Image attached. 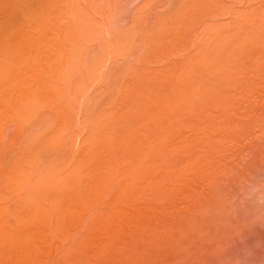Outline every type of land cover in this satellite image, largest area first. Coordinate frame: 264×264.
Instances as JSON below:
<instances>
[{"label":"rangeland","instance_id":"374dc122","mask_svg":"<svg viewBox=\"0 0 264 264\" xmlns=\"http://www.w3.org/2000/svg\"><path fill=\"white\" fill-rule=\"evenodd\" d=\"M0 50V264H264V0H0Z\"/></svg>","mask_w":264,"mask_h":264},{"label":"bare ground","instance_id":"6f19581e","mask_svg":"<svg viewBox=\"0 0 264 264\" xmlns=\"http://www.w3.org/2000/svg\"><path fill=\"white\" fill-rule=\"evenodd\" d=\"M80 42H81V39H80ZM85 42H86V41H85ZM83 44H84V43H83ZM80 47H81V46H80ZM72 49H73V48H72ZM0 51H1V50H0ZM32 51H33V50H32ZM98 52H99V51H98ZM1 53H2V52H1ZM15 53H16V51H15ZM23 53H24V52H23ZM26 53H28V52H26ZM73 53H74V52H73ZM76 53H77V51H76ZM17 54H18V53H17ZM24 55H25V54H24ZM6 56H7V55H6ZM9 56H10V55H9ZM21 56H22V55H21ZM11 57H13V56H11ZM13 58H14V57H13ZM23 58H24V56H23ZM70 58H71V57H70ZM74 58H75V57H74ZM97 58H98V57H97ZM97 58H96V59H97ZM72 59H73V58H72ZM75 59H76V58H75ZM100 59H101V58H100ZM100 59H99V60H100ZM35 60H36V59H35ZM37 60H38V59H37ZM99 60L97 59V61H99ZM80 61H81V60H80ZM35 62H36V61H35ZM74 62H75V61H74ZM35 64H36V63H35ZM71 64H72V62H71ZM74 64H75V63H74ZM79 65H80V64H79ZM36 66H37V64H36ZM94 66H95V65H94ZM69 67H70V66H69ZM79 67H80V66H79ZM72 68H73V67H72ZM74 69H75V67H74ZM0 70H1V69H0ZM77 70H78V68H77ZM3 71H4V70H3ZM9 71H11V70H9ZM84 72H85V71H84ZM29 73H30V71H29ZM73 73H74V72H73ZM1 74H2V72H1ZM29 76H30V75H29ZM80 76H81V75H80ZM75 77H76V76H75ZM78 77H79V76H78ZM78 77H77V78H78ZM83 78H84V76H83ZM34 81H35V80H34ZM85 81H86V80H85ZM35 82H36V81H35ZM43 82H44V81H43ZM74 82H75V80H74ZM77 82H78V81H77ZM65 83L67 84L66 81H65ZM75 83H76V82H75ZM83 83H84V82H83ZM49 84H50V83H49ZM61 85H62V84H61ZM64 85H65V84H64ZM49 87H50V86H49ZM62 87H65V86H62ZM67 87H68V86H67ZM60 88H61V87H60ZM69 88H70V87H69ZM38 89H39V88H38ZM43 90H44V89H43ZM61 90H62V89H61ZM61 90H60V91H61ZM63 90H64V89H63ZM63 90H62V91H63ZM74 90H75V89H74ZM60 91H59V92H60ZM33 92H34V91H33ZM65 93H66V91H65ZM74 93H75V92H74ZM24 94H25V93H24ZM72 94H73V93H72ZM91 94H92V93H91ZM39 95L41 96V94H39ZM39 95H38V96H39ZM44 95H45V94H44ZM47 95H50V94H47ZM61 95H62V94H61ZM64 95H65V94H64ZM67 95H68V94H67ZM25 96H26V95H25ZM30 96H31V95H30ZM35 96H36V95H35ZM38 96H37V98H38ZM70 96H71V95H70ZM44 97H45V96H44ZM44 97H43V99H44ZM46 97H47V96H46ZM46 97H45V98H46ZM58 97H59V96H58ZM66 97H67V96H66ZM66 97H65V98H66ZM71 97H72V96H71ZM31 98H32V96H31ZM35 98H36V97H35ZM27 99H29V98H27ZM46 99H47V98H46ZM49 99H51L50 96H49ZM58 99H59V98H58ZM63 99H64V98H63ZM15 100H16V99H15ZM23 100H24V99H23ZM32 100H33V99H32ZM19 101H20V100H19ZM40 101H41V100H40ZM44 101H45V100H44ZM16 102H17V101H16ZM49 102H50V101H49ZM26 103H27V102H26ZM30 103H31V102H30ZM52 103H53V102H52ZM47 104H48V103H47ZM20 105H21V104H20ZM38 105H39V104H38ZM41 105H42V104H41ZM45 105H46V104H45ZM49 105H50V104H49ZM22 106H23V105H22ZM32 106H33V105H32ZM40 107H41V106H40ZM19 108H20V106H19ZM22 108H23V107H22ZM35 108H36V107H35ZM17 109H18V107H17ZM82 110H83V109H82ZM23 111H24V110H23ZM30 111H31V110H30ZM28 112H29V111H28ZM34 112H35V111H34ZM43 112H45V110H44ZM43 112H42V113H43ZM32 113H33V112H32ZM57 113H58V112H57ZM20 114H21V112H20ZM24 114H25V112H24ZM26 115H27V114H26ZM35 115H37V114H35ZM58 115H59V114H58ZM64 115H65V114H64ZM69 115H70V114H69ZM42 116H43V114H42ZM70 116H71V115H70ZM27 117H28V116H27ZM33 117H34V115H33ZM35 117H36V116H35ZM35 117H34V119H35ZM62 117H63V116H61V118H62ZM66 117H69L68 114H67ZM28 118H30V117H28ZM31 118H32V117H31ZM37 118H38V116H37ZM59 118H60V117H59ZM38 119H39V118H38ZM41 119H42V118H41ZM60 120H61V119H60ZM35 121H36V120H35ZM40 121H41V120H40ZM62 121H63V119H62ZM58 122H59V121H58ZM41 123H43V121H42ZM56 123H57V122H56ZM59 123H60V122H59ZM29 124H30V122H29ZM34 124H35V122H34ZM38 124H39V123H38ZM57 125H58V124H57ZM62 125H63V124H62ZM25 126H26V125H25ZM55 126H56V125H55ZM60 126H61V125H60ZM64 126H65V125H64ZM53 127H54V126H53ZM56 128L58 129V127H56ZM60 128H61V127H60ZM65 128H66V127H65ZM46 130H47V129H46ZM87 130H88V129H87ZM53 131L55 132L56 130L53 129ZM43 132H44V131H43ZM43 132H42V133H43ZM50 132H51V131H50ZM38 135H40V134H38ZM54 136H55V134H54ZM47 137H48V136H47ZM56 137H57V136H56ZM30 138H31V137H30ZM43 138L45 139L44 136H43ZM53 138L55 139V137H53ZM44 139H43V140H44ZM35 140H36V138H35ZM38 140H39V139H38ZM33 141H34V140H33ZM36 141H37V140H36ZM41 141H42V140H41ZM51 141H53V140L51 139ZM30 142H31V141H30ZM57 142H59V141H57ZM27 143H28V141H27ZM53 143H54V142H53ZM25 145H26V144H25ZM30 145H31V144H30ZM38 145H40V144H38ZM26 146H27V145H26ZM33 146H34V145H33ZM41 146H42V144H41ZM28 147H29V146H28ZM40 148H41V147H40ZM51 148H53V147H51ZM22 149L25 150V148H22ZM31 149H33V148H31ZM31 149H30V150H31ZM44 149H45V148H44ZM55 149H56V148H55ZM27 150H28V149H27ZM22 151H23V150H22ZM25 151H26V150H25ZM25 151H24V154L27 153V152H30V151H27V152H25ZM36 151H37V150H36ZM40 151H41V150H40ZM54 151H55V150H54ZM61 151H62V150H61ZM57 152H58V151H57ZM57 152H56V153H57ZM41 153H42V152H41ZM45 153H46V152H45ZM54 153H55V152H54ZM19 154H20V152H19ZM28 154H29V153H28ZM58 154H59V153H58ZM31 155H32V154H31ZM48 155H49V154H48ZM51 155H52V154H51ZM53 155H54V154H53ZM16 156H18V155L16 154ZM44 156H45V155H44ZM21 157H22V156H21ZM25 157H26V155H25ZM32 158H33V157H32ZM45 158H46V157H45ZM53 158H54V157H53ZM46 159H48V158H46ZM55 159L57 160V158H55ZM58 159H59V157H58ZM30 160H31V159H30ZM60 160H62V159H60ZM26 161H27V160H26ZM31 161H32V160H31ZM34 161H35V160H34ZM49 161H50V159H49ZM62 161H64V160H62ZM28 162H29V161H28ZM45 162H46V161H45ZM47 162H48V160H47ZM51 162H52V160H51ZM25 163H26V162H25ZM33 163H34V162H33ZM37 163H38V162H37ZM53 163H54V161H53ZM53 163H52V164H53ZM56 163H57V162H55V165H56ZM23 164H24V163H23ZM48 164H49V163H48ZM32 165H33V164H32ZM32 165H30V166H32ZM44 165H45V164H44ZM19 166H21V165H19ZM24 166H25V165H24ZM41 166H42V165H41ZM14 167H15V166H14ZM16 167H17V166H16ZM16 167H15V168H16ZM21 167H22V166H21ZM46 167H47V166H45V168H46ZM34 168H35V167H34ZM45 168H44V169H45ZM17 169H18V168H17ZM21 169H22V168H21ZM42 169H43V168H42ZM12 170H13V169H12ZM19 170H20V169H19ZM25 170H26V169H25ZM30 170H31V169H30ZM33 170H34V169H33ZM20 171H21V170H20ZM37 172H38V171H37ZM12 173H13V172H12ZM12 173H11V174H12ZM18 173H19V172H18ZM22 173H23V172H22ZM26 173H28V172H26ZM29 173H30V172H29ZM31 173H33V172H31ZM35 174H36V172H35ZM31 175H32V174H31ZM32 176H33V175H32ZM36 176H37V175H36ZM5 177H6V176H5ZM5 177H4V178H5ZM16 177H17V176H16ZM18 177H19V175H18ZM21 177H22V176H21ZM24 177H25V176H24ZM29 177H30V176H29ZM33 177H34V176H33ZM22 178H23V177H22ZM47 178H48V177H47ZM12 179H14V178H12ZM19 179H20V178H19ZM25 179H26V178H25ZM16 180H17V179H16ZM26 180H27V179H26ZM14 181H15V180H14ZM45 181H46V180H45ZM9 182H10V180H9ZM12 182H13V180H12ZM13 183H14V182H13ZM4 184H5V183H4ZM15 184H16V183H15ZM14 186L17 187V185H14ZM27 186H28V185H27ZM5 188H6V186H5Z\"/></svg>","mask_w":264,"mask_h":264}]
</instances>
